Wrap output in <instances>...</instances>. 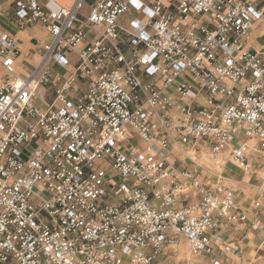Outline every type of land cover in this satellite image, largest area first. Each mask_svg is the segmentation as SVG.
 <instances>
[{"label": "built area", "instance_id": "obj_1", "mask_svg": "<svg viewBox=\"0 0 264 264\" xmlns=\"http://www.w3.org/2000/svg\"><path fill=\"white\" fill-rule=\"evenodd\" d=\"M262 1L11 0L16 26L49 40L25 73L0 33V264L235 251L222 228L246 215L224 167L250 174L264 153V52L248 44Z\"/></svg>", "mask_w": 264, "mask_h": 264}, {"label": "crops", "instance_id": "obj_2", "mask_svg": "<svg viewBox=\"0 0 264 264\" xmlns=\"http://www.w3.org/2000/svg\"><path fill=\"white\" fill-rule=\"evenodd\" d=\"M0 1L2 7L7 10V13L0 15V33L8 31L21 41L22 54L18 60V68L26 73L38 60V56L32 52L35 43L48 41L49 35L39 25L19 29L13 21L14 8L11 0ZM39 1L51 10L69 7L74 2V0ZM262 6L264 8V1ZM248 44L252 49L264 52V17L259 19L251 30ZM253 164L254 171L250 174H245L231 161L224 167L231 186L237 190V210L240 214H245L246 219L222 228L224 243L235 251L226 252L220 264H264V153L254 155ZM257 201L261 203L260 208L255 207ZM194 262L212 264L207 257L195 258Z\"/></svg>", "mask_w": 264, "mask_h": 264}, {"label": "rangeland", "instance_id": "obj_3", "mask_svg": "<svg viewBox=\"0 0 264 264\" xmlns=\"http://www.w3.org/2000/svg\"><path fill=\"white\" fill-rule=\"evenodd\" d=\"M2 20V19H1ZM10 22V21H9ZM68 70L69 71H71L72 70V68H68ZM132 144L134 145V144H137L138 143V140L135 138V139H132ZM206 160V161H205ZM206 164H209L210 166H211V168L213 169V168H216V164H215V162L216 161H214V160H212L211 158H209L208 159V157L206 156V159H204L203 160ZM217 161H219V160H217ZM220 168H218L217 170H219ZM263 172H264V170H263ZM175 249H177L178 250V254H179V257L180 258H186V257H188V249H187V246H185V244L184 243H182L181 245H179V246H176L175 247Z\"/></svg>", "mask_w": 264, "mask_h": 264}, {"label": "snow or ice", "instance_id": "obj_4", "mask_svg": "<svg viewBox=\"0 0 264 264\" xmlns=\"http://www.w3.org/2000/svg\"><path fill=\"white\" fill-rule=\"evenodd\" d=\"M229 63H231V61H229Z\"/></svg>", "mask_w": 264, "mask_h": 264}]
</instances>
